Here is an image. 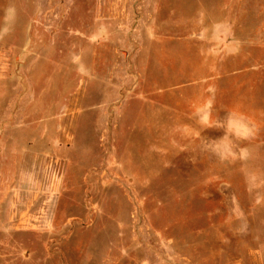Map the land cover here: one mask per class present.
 Returning a JSON list of instances; mask_svg holds the SVG:
<instances>
[{
  "label": "rangeland",
  "instance_id": "374dc122",
  "mask_svg": "<svg viewBox=\"0 0 264 264\" xmlns=\"http://www.w3.org/2000/svg\"><path fill=\"white\" fill-rule=\"evenodd\" d=\"M1 72L0 264H264V0H0Z\"/></svg>",
  "mask_w": 264,
  "mask_h": 264
},
{
  "label": "crops",
  "instance_id": "0c3cea01",
  "mask_svg": "<svg viewBox=\"0 0 264 264\" xmlns=\"http://www.w3.org/2000/svg\"><path fill=\"white\" fill-rule=\"evenodd\" d=\"M12 77V74L8 72L0 73V112H9L12 107L14 109L15 99H10V83L12 82ZM2 125L3 124H0V126ZM10 140L11 139H9V141ZM7 142L8 139H4V137L0 135V218L5 215V221L8 222L4 223L3 226L8 224V227L12 230L25 232V227L21 225L24 221L17 223L16 215H18L19 212V216L26 217L28 211L24 210L30 209L33 201L32 198L28 196L32 194V190L37 187L35 182H33V177L41 175L42 169L40 167L39 173H37V166L35 164L32 165V168L28 171H26L25 166L15 168L9 163L6 164V162L10 160L8 156H5V145ZM11 152H14V149ZM12 154H14L12 157L15 158V153ZM36 156L41 158L42 154H37ZM44 157L46 158V154ZM43 174L45 176L47 175L46 161L43 166ZM39 189L41 190V185ZM16 194L19 195L17 199ZM19 208H21V211H17Z\"/></svg>",
  "mask_w": 264,
  "mask_h": 264
},
{
  "label": "clouds",
  "instance_id": "9594fccd",
  "mask_svg": "<svg viewBox=\"0 0 264 264\" xmlns=\"http://www.w3.org/2000/svg\"><path fill=\"white\" fill-rule=\"evenodd\" d=\"M201 122L207 126H216L224 130V135L220 138V142L214 146L217 154L221 157L231 154V144L228 142L230 137L247 138L252 132V129L232 114H229L225 121L213 122L210 114L205 112L201 114Z\"/></svg>",
  "mask_w": 264,
  "mask_h": 264
}]
</instances>
